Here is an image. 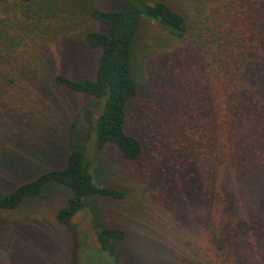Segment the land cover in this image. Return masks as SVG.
Here are the masks:
<instances>
[{"label":"trees","instance_id":"16d2710c","mask_svg":"<svg viewBox=\"0 0 264 264\" xmlns=\"http://www.w3.org/2000/svg\"><path fill=\"white\" fill-rule=\"evenodd\" d=\"M81 13L105 28L91 26L82 33L87 46L100 53L93 76L75 77L56 61L74 16ZM144 25L149 34L141 37ZM153 41L179 58V65L168 62L160 73L151 48L143 56L144 68L159 79L149 78L145 88L138 51ZM58 88L89 97L70 132L84 116L76 130L94 131V139L88 137L91 153L113 144L124 158L138 161L145 141L160 150L152 167L167 176L175 170L174 180L189 190L202 242L169 264H264V195L249 191L264 169V0H113L110 6L100 0H0V212L19 209L57 182L70 196L55 219L69 225L88 207L99 211L96 197L121 201L127 194L99 182L101 168L87 146L70 136L61 166L26 177L34 167L16 150L33 143L29 127L36 125L30 119H45L37 134L59 114L47 94ZM141 93L147 96L140 99ZM90 102L96 106L86 115ZM142 192L150 200L142 203L150 204L152 194ZM100 225L97 245L89 244L106 253L110 262L101 264H119L112 251L128 231ZM128 250L130 259L123 263L132 264L137 259ZM85 258L66 264H93Z\"/></svg>","mask_w":264,"mask_h":264},{"label":"rangeland","instance_id":"374dc122","mask_svg":"<svg viewBox=\"0 0 264 264\" xmlns=\"http://www.w3.org/2000/svg\"><path fill=\"white\" fill-rule=\"evenodd\" d=\"M100 4L110 6L113 0H100ZM91 26L105 28L88 13L74 16L73 31H70V37L63 38L61 42L63 53H60L62 57L56 61L57 66H62V72L65 74L75 77L95 74L100 50L90 49L82 37L84 30ZM154 30L153 28L152 31ZM148 34L149 27L144 25L141 37H146ZM52 48L56 50L55 46ZM151 48L155 55L151 62L160 61L157 64L160 73L163 72L161 66L168 62H171L174 68L179 65V58L176 59L169 51L155 46L154 41L148 47L146 44L142 46L138 51L142 65L139 74L142 78L140 85L145 88L148 86L146 81L149 78L159 79L156 72L144 68L143 56ZM47 92L55 102V106L58 104L60 111L59 114L54 115V119H47L44 130L37 134H35L36 128L41 126L45 119H30L36 125L34 128L29 127L32 133L30 140L33 143L16 150L17 154L20 152L23 157L28 158L29 166L34 167L33 170L25 171L26 174L30 173L26 177L29 178L33 172L61 166L68 151V138L75 137L77 141L87 146L86 151L90 152L88 155L101 168L97 170L99 182L122 187L127 197L121 201L96 197L93 205H96L99 211L93 213L88 207L78 213L69 225H62L56 221L55 215L70 196V190L62 185L55 186L58 185L57 182L49 183V188L40 195L27 199L19 209L0 212V264H66L69 261L81 260L86 262L85 255L93 264H101V261L109 263L110 261L106 260V253H100L89 244L91 242L97 245L96 230L102 227L100 224L120 226L128 231L127 238L115 245L112 251L119 256V264H125L123 261L127 262L130 259L127 254L128 249L134 250V258L137 259L132 264H169L174 261V256L184 257L185 254H192L200 244L198 239L202 242L201 235L197 233L196 212L190 204V199L193 198L183 184L174 180L177 177L175 170L172 175L169 174V177L167 171L164 172L161 167H152L151 161L156 159L160 150L149 148L148 143L144 141L146 150L138 161L124 158L113 144L103 151L91 153L93 142L88 137L94 139V131L92 135L91 127L83 131L76 130L79 123L85 121L84 116L79 115L76 119L77 126L70 132L72 121L79 114L78 111L85 106L86 101L88 102L89 97L67 88ZM145 96L147 93H141L138 97L141 99ZM87 106L85 108L89 109L85 111L86 115L96 104L90 102ZM157 109L158 107H155L150 111V119L155 117ZM83 113L82 111L81 114ZM88 123L91 126V122ZM166 147L172 149L170 145ZM22 163L24 162L21 160L20 164ZM180 164L185 165V162L181 161ZM162 179L165 180L164 183ZM15 183L17 184L16 179ZM253 184L256 186L251 187L249 191L256 194L261 192L264 195V169ZM142 188L148 189L152 194L150 204L142 203V201H150L143 195ZM165 190L170 191L166 198L159 197L157 202L154 201V197Z\"/></svg>","mask_w":264,"mask_h":264}]
</instances>
